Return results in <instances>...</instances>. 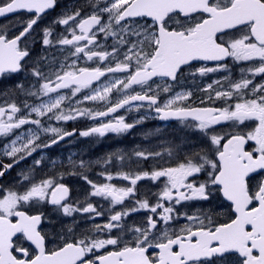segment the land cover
Segmentation results:
<instances>
[{"label":"snow or ice","instance_id":"1","mask_svg":"<svg viewBox=\"0 0 264 264\" xmlns=\"http://www.w3.org/2000/svg\"><path fill=\"white\" fill-rule=\"evenodd\" d=\"M56 6L0 0V17L28 14L19 34L0 29V78L14 81L0 91V264H264V0H77L40 30L34 58L24 41ZM212 73L223 75L198 103L179 90ZM145 108L195 142L111 153L100 175L125 186L89 179L82 159L47 172L34 158L76 134L61 123L93 121L81 137L121 135L147 118L121 110ZM116 161L138 167L114 177ZM66 174L89 186L83 201L70 199ZM145 179L159 187L141 197Z\"/></svg>","mask_w":264,"mask_h":264},{"label":"flooded vegetation","instance_id":"2","mask_svg":"<svg viewBox=\"0 0 264 264\" xmlns=\"http://www.w3.org/2000/svg\"><path fill=\"white\" fill-rule=\"evenodd\" d=\"M77 3V0H57V6L49 10L45 15L42 16L39 26L35 27V31L32 35L28 36L27 40L24 43H27L28 47L32 51V56L35 58L37 55L41 53V48L39 43H33V40H38L40 30L50 24L54 18H56L60 13L64 12L67 9L72 8ZM28 19V14L26 13H12L7 14L4 17H0V29H3L8 32L10 36L17 35L22 30V27L26 23ZM23 46V43H22ZM201 62H196V67H199ZM231 64V61H229ZM209 66L211 63L209 62ZM16 79L27 83V79L24 73L15 74ZM187 75V71L185 73ZM222 73H212L207 77H197L192 79L189 77L187 80L181 81V89L179 90H191L194 92L193 100L198 103V100L202 93L199 91L200 88L206 86L208 83H211L213 80L222 76ZM14 83L13 80L5 77L0 78V91H4ZM120 114L126 115L129 122L134 119L140 117L141 115H147V118L143 121L142 124L138 125L136 128L131 130L126 134H113L108 133L104 137H99L97 135H93L90 137H81L79 136V131L86 130L89 127L94 125V122L88 119H79L76 121H70L67 123H61L58 126L66 129L67 131H72L76 129V134L71 137H66L60 143L53 145L51 148L43 149L42 152L38 154H34V158H40V155H43L45 161L44 171L51 172L59 171L63 172L66 168H69V158L73 161H76L79 164V161L82 159L86 165L89 167L86 169V174L89 179L93 180L96 183H113L118 186H125L128 184L127 181L122 179L114 178L112 181H107L103 176L100 175L103 172L105 165L103 161L106 157H108L111 153H131L134 149L137 148H156L159 149L160 145L167 143L168 141H173L177 143L180 147H182L179 143L180 138L179 135L184 133L181 131L183 125L176 121H161L159 119H154V113H148V110L141 109V111L133 110L131 112H125L121 110ZM28 126H25L27 128ZM157 129L161 131L159 133L156 132ZM185 131H191L186 129ZM50 161H55L56 167L50 163ZM99 162V163H98ZM31 163V158L27 161L22 162L18 168H16L12 172V176L16 175L21 168H26ZM63 165V167H60ZM155 162L149 161L139 165L141 168H150L154 167ZM138 166L131 163V161L121 162L116 161L115 166L108 165V171L112 172V174L116 175L117 171H135ZM85 171V170H81ZM11 178V177H9ZM203 177H201L202 179ZM6 182V181H5ZM63 182L70 188L71 195L70 199L76 200L79 199L81 201L84 200L85 193L89 191V186L86 182L80 178L79 175H65ZM139 194L143 197L145 194H150L156 192V188L153 186V182L150 180H141L138 182L136 186ZM91 202L97 205L98 208L103 207L105 210L107 209V202L98 197L90 198ZM195 211V208L191 209ZM46 215L53 216V210L51 208L44 209ZM144 211L135 214L132 218H130L129 222L133 220L139 222L143 219ZM77 219L80 217L77 215ZM105 217L96 218V222L103 223ZM67 223H71V218H68ZM91 222L89 221L86 225H83L81 230H83L84 226H90ZM44 230L47 232H51L53 229L51 226L47 225L45 222ZM58 230V226H57ZM49 247H52L49 244Z\"/></svg>","mask_w":264,"mask_h":264},{"label":"rangeland","instance_id":"3","mask_svg":"<svg viewBox=\"0 0 264 264\" xmlns=\"http://www.w3.org/2000/svg\"><path fill=\"white\" fill-rule=\"evenodd\" d=\"M179 138H180L179 143H180V145H181L182 147L184 146L185 143H189V142L194 143V142H195V141H188L187 138H186V136H185V132H184V133H181V134L179 135ZM153 186H154V187L156 188V190L158 191V187H159V185L153 183Z\"/></svg>","mask_w":264,"mask_h":264}]
</instances>
